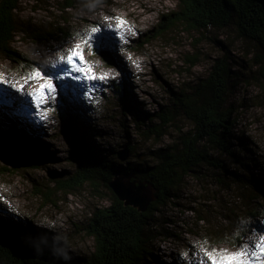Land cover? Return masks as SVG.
<instances>
[{"label":"rangeland","instance_id":"obj_1","mask_svg":"<svg viewBox=\"0 0 264 264\" xmlns=\"http://www.w3.org/2000/svg\"><path fill=\"white\" fill-rule=\"evenodd\" d=\"M178 7L177 0H88L63 12L58 0H21L17 12L21 31L12 44L20 58L15 61L0 52L1 79L23 83L25 74L37 67L42 72L52 70L50 66L77 44L96 76H107L103 81H85L71 96L58 89L39 116L32 108L4 110L0 125L15 143L36 158L50 157L37 168L12 170L0 156L2 226L25 229L24 223L31 221L37 231L47 233L46 243L60 250L66 264H82L95 250L90 224L112 202L102 182L97 190L90 184L63 190L57 184L59 179L72 183L77 170L72 160L74 133L68 126L73 124L77 136L93 142L102 154H115L117 163L139 169L153 162L151 155L160 146L179 141L192 125L181 117L156 139L149 138L148 132L140 135L138 121L148 124L149 114L172 103V90L194 87L208 76L215 59L225 54L234 59L241 76L229 101L235 111L233 145L240 143V137L248 146L256 159L248 170L264 192V84L257 80L264 75L260 74L261 51L233 27L196 32L180 24L146 42L163 15ZM115 17L126 21L118 32ZM64 19H70L66 27L75 36L48 40L49 31ZM93 27L113 30L111 44L103 52L108 59L82 38ZM43 82L28 81L24 90ZM122 83L127 84V94L118 91ZM129 142L135 145V153L119 159L116 152ZM207 147H212L214 159L228 160L230 169L235 168L226 154L210 144ZM246 189L217 168L199 165L177 190L178 196L155 215L153 231L163 234L147 241L150 256L145 264H199L201 257L209 264L207 251L235 252L242 243L258 241L264 235V196L253 202Z\"/></svg>","mask_w":264,"mask_h":264},{"label":"trees","instance_id":"obj_2","mask_svg":"<svg viewBox=\"0 0 264 264\" xmlns=\"http://www.w3.org/2000/svg\"><path fill=\"white\" fill-rule=\"evenodd\" d=\"M85 1L88 2L58 0L63 12H68ZM177 1L178 9L163 15L162 22L152 31L146 42L180 24L196 32L233 27L241 37L254 42L259 52L261 51V62L264 61V0ZM20 4L21 0H0V52L6 53L15 61L20 58L12 50V44L21 31L17 14ZM69 20L58 21L54 31L47 34V39L68 40L74 37L75 34L66 27ZM35 36L37 39L42 38L40 33ZM108 44H111L110 41L106 45ZM256 61L259 62L258 59ZM259 65L260 74H264V63ZM240 77V71L235 69L234 59L225 54L215 59L208 76L194 87L172 90L171 104L149 114L148 124L138 121L139 134L148 132L149 138L161 139L166 135L167 127L176 125L181 117L190 122L192 129L181 136L179 141L160 146L151 155L153 162L144 164L139 169L131 164L123 166L117 163L115 154H102L93 142L77 136L73 124L68 126L71 133H74L72 160L77 164V170L71 179L72 183L70 180L59 179L57 184L63 190L84 184H90L97 190L98 184L102 182L110 191L112 202L111 206L96 214L90 224L89 232L95 238L96 245L93 253L82 264H145L150 256L147 241L163 234L153 231L155 215L178 196L177 190L199 165H211L225 176H230L234 182L242 184V187L247 188V194L253 202L264 196L261 186L256 182L257 178L248 170L249 165L256 159L248 153V146L242 143L240 137H237L240 143L233 145L232 115L235 111L229 101ZM257 80L263 85L264 75L262 78L260 75ZM117 87L122 94H127L126 83ZM209 144L226 154L235 168L230 169L226 162L228 160L214 159L210 154L212 147H207ZM126 148L130 154L135 153V145L130 142ZM116 155L118 157V152ZM0 156L12 170L37 168L50 157H34L18 146L1 125ZM123 173L135 174L132 181L139 179L152 189L154 199L145 211L126 205L110 187L109 183L116 175ZM250 214L254 215L253 212ZM199 219L206 220L202 216ZM23 226L25 229L18 225L0 224V264H66L64 257L59 255L60 250L51 243H46L50 241L46 232L37 231L31 221Z\"/></svg>","mask_w":264,"mask_h":264},{"label":"snow or ice","instance_id":"obj_3","mask_svg":"<svg viewBox=\"0 0 264 264\" xmlns=\"http://www.w3.org/2000/svg\"><path fill=\"white\" fill-rule=\"evenodd\" d=\"M115 19L117 26L114 31L118 32L126 21L121 17H115ZM111 31L113 30L110 29L106 32L102 31L100 27H93L90 33L82 38L88 47H94L96 52L103 55L105 46L111 39ZM50 68L54 71L45 70L42 72L37 67L31 73L25 74L23 83L0 79V117L4 115L5 109L14 110L18 106L32 108L39 116L42 110L47 111L45 105L48 104L49 100L55 99L58 89L71 96L85 81H103L107 76V74L100 77L96 76L92 66L85 60L84 50L79 44L69 49L66 55L61 56L58 62L53 63ZM28 81L44 82L40 83L38 88L25 91V84ZM56 81L61 83H56ZM73 81L79 83L74 84ZM43 118L46 119V116ZM205 255L209 264H264V235H260L258 241L240 244L239 251L212 250L207 251ZM199 264H205L203 257L200 258Z\"/></svg>","mask_w":264,"mask_h":264},{"label":"water","instance_id":"obj_4","mask_svg":"<svg viewBox=\"0 0 264 264\" xmlns=\"http://www.w3.org/2000/svg\"><path fill=\"white\" fill-rule=\"evenodd\" d=\"M104 58L108 59L107 55L103 53ZM130 151L125 148L118 152V157L125 160L129 157ZM135 177L133 173L118 174L109 183L118 198L125 202L126 205L138 208L140 211H145L150 202L154 199L152 189L145 182L139 179H132Z\"/></svg>","mask_w":264,"mask_h":264},{"label":"bare ground","instance_id":"obj_5","mask_svg":"<svg viewBox=\"0 0 264 264\" xmlns=\"http://www.w3.org/2000/svg\"><path fill=\"white\" fill-rule=\"evenodd\" d=\"M1 79V78H0ZM5 113V112H4ZM174 262V261H173Z\"/></svg>","mask_w":264,"mask_h":264}]
</instances>
